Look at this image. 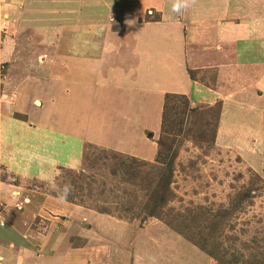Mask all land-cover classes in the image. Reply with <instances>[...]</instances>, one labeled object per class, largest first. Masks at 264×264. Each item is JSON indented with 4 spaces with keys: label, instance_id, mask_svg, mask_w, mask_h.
I'll return each mask as SVG.
<instances>
[{
    "label": "rangeland",
    "instance_id": "rangeland-1",
    "mask_svg": "<svg viewBox=\"0 0 264 264\" xmlns=\"http://www.w3.org/2000/svg\"><path fill=\"white\" fill-rule=\"evenodd\" d=\"M248 1L197 0L193 7L220 21L219 10L227 7L239 15L246 12ZM36 2L30 0L28 6ZM171 2L41 0L33 27L27 20L22 23L24 3L0 12V264H59L66 253L81 260L79 264H150L151 257L158 264H264V93H259L264 79L256 81L262 69L242 72L241 63L225 65L218 80L213 69L205 68L197 78L203 90H213V98L168 97L161 115L156 113L145 131L139 132L137 123L134 130L130 103L121 104L125 116L117 114L115 101L127 96L121 87L129 85V70L139 83L170 79L177 70L165 74L162 65L169 58L166 50L175 52L179 44L168 41L163 50L165 46L153 42L156 38L176 29L172 35L198 43L206 31L198 39L189 35V18L196 19L195 12L190 16L191 7L173 13ZM182 16L188 18L183 20L187 37ZM163 20L161 26H142ZM259 20L264 27V16ZM247 21L249 32L242 24L225 22L209 31L222 28L220 33L238 44L245 34L257 32ZM69 37L76 40L71 45ZM84 46L93 49L88 53L92 58L101 53L104 61L99 62L111 70L71 74L68 53ZM258 46L242 41L244 58L257 57ZM223 48L231 51L233 44ZM73 79L95 86L87 90L88 97H79L75 118L68 92L80 86ZM139 98L145 105L147 98ZM94 102H101L105 114L94 115ZM57 118L61 121L51 125ZM58 127L96 135L101 147L82 136L58 139L55 134L60 133L53 131ZM147 143L153 146L146 148ZM132 149L151 150L150 158L143 160ZM169 159L173 177L167 200L150 214ZM53 183L72 186L66 202L56 200ZM204 246L217 260L201 250ZM56 254V261L43 258Z\"/></svg>",
    "mask_w": 264,
    "mask_h": 264
},
{
    "label": "crops",
    "instance_id": "crops-1",
    "mask_svg": "<svg viewBox=\"0 0 264 264\" xmlns=\"http://www.w3.org/2000/svg\"><path fill=\"white\" fill-rule=\"evenodd\" d=\"M29 2H30V0H0V12L2 10H4L5 12H7V11L10 12V10H14V7H16V6L18 7L19 4L24 3V5L26 4V6L22 8V11L25 12L26 16L23 13H20L21 17H22V15H24L22 23L24 24L25 20H27L29 23H31L30 26L33 27V25L37 24L36 21H38V17H39L38 14H41V12L37 13L39 11L38 5L41 4V0H37L36 6H28ZM49 2H50V4H53V3H56L57 0H53V1L49 0ZM226 2L227 1H225V5L227 4ZM259 3H261V5H258ZM246 5H247L246 12L239 14V15H238L239 10H236L238 12H236V11L233 12V11H230V9L227 7L222 9V12H220V10H219L217 13L219 15H221L220 21H215L210 16V13L208 11H205V13H203L204 12L203 10H202V12H200L195 7H192L190 16L191 15L193 16L194 15L193 13L195 12L194 16H196V19L195 18H192V19L189 18V23L193 27L191 29L192 32L189 35H191L192 37H193V35H195L198 39L200 37L199 35L202 34V30L204 31V29H206L203 37L201 39L199 38L198 43H197V41H191V40H189V43H187L186 42L187 40H185L183 38V36L181 37V35L180 36L174 35L177 32L175 31L176 29H173L172 32L173 33L175 32L173 34L174 40H172L173 35H172L171 30H169V32H170L169 36L170 37L168 36V33H165L164 37L162 35L159 38H156L153 42L154 43L156 42L163 47L165 46L166 42H168V41H170L171 43H173V41L174 42L176 41L179 44V48L175 52L173 50H166L165 56H169V58L162 65V69H163L165 74H169L172 71L173 67L177 68V70L175 72H174L175 69L173 70V73H172L173 76H171L172 78H170V79L151 78V79H148V82H147V79H145V80H142L141 83H139L138 79L136 78V75L134 78V72L130 68L132 71L129 70V72H131V75H130L131 79H130L129 85L121 87V89H126V92H127L126 95L127 96L126 97L124 96L122 99L118 98V99H120L121 102L115 101V108L118 111V112L116 111L117 114L122 112L123 115L125 116L126 112H125V110H123V111L121 110V109H123V107H121V104L124 105V104L130 103V106H133L132 107L133 111L129 112L128 117H129V119L130 118L134 119V121H133L134 130L137 129L136 128V123H137L138 124L137 125L138 131H139V128L141 130L145 131V129L150 128L153 119H155V116H156L155 114L157 113V117H159V115H161L162 105L165 102L166 98H168V97L183 96L186 98H188V97L194 98L196 101H198V100L205 101V100H207V98H209L211 100V98H213V95H212L214 93L213 90H209L212 92L207 93L206 90H203V88L200 85V82L197 78V75L201 74L202 70H204L205 68L213 69L216 72L215 75L217 74V76H215V77H217L218 80H219L220 73H222V71L220 69L222 68V66H225V65L232 67L236 63H241L242 64V67H241L242 72H243V70H247V68H255L257 70L262 69L261 70L262 73L257 76V78H259V80H256V81H259V84H260L262 79H264V51L262 54L260 53L261 48H264V30H263L264 27L261 25V22L263 20H259V18H262L264 16V13H263L264 12V9H263L264 8L263 7L264 0H250L247 2ZM66 11H68V9H66ZM184 14L185 13H183V15ZM4 16H6V14H4ZM222 16L224 17L223 19H222ZM183 17H185V16H182L180 24L182 25V27L184 29L183 31L185 33L187 29L185 26L186 24H184L183 20H187L188 18L185 17L183 19ZM247 20H250L253 23V24H251L250 29H254V30L256 29L257 32L254 33V31H253V32H251V34L250 33L245 34L244 39L241 41H238L239 45L237 44V42L236 43L230 42V39L228 36L224 37V35L220 33V32H222V28H220L217 31H209V27H213L216 25L215 28H219V26H221L222 23L225 22L227 24L231 23V25H234V26H241V24H242V26L244 27L243 31L249 32L250 30L249 31L247 30V26H248V23H250V22ZM258 21L259 22L261 21L260 25L255 24V22H258ZM167 22H168V20H167ZM164 23H165V21L163 20V21L154 22V23L149 22L147 24H142V26H144V25L150 26V27L151 26H161V24H164ZM169 23L171 24V22H169ZM201 23L203 25H205L206 23H209V24H207L206 27H202L199 29L200 25L202 26ZM180 24H178V25H180ZM194 24H197V28L195 26H193ZM243 24H245V25H243ZM88 25H91V24H88ZM76 26H78V23L73 25V27H75V28H76ZM56 28H58V27H56ZM67 28L71 31L73 30V28H70V27H67ZM90 28H92V27H90ZM27 29H28V27H27ZM81 29L85 30L86 26L82 27ZM259 29H260V31H259ZM28 30H33V29H28ZM56 30L54 31V33L56 32ZM71 31H69V32H71ZM75 31H76V29H75ZM180 31H181V29H180ZM185 35L187 37L186 33H185ZM1 36H2V34L0 33V37ZM222 38H224V40L219 42L218 39H222ZM41 39H44V38H41ZM68 39H69L70 45H71V43H74L76 41L73 39L70 40V37ZM91 39L96 40L95 37H92ZM119 39H123V38L119 37ZM156 40H158V42ZM242 41H248L249 44H253V45L258 43L259 46L256 48L254 47L257 51L258 56L255 58L245 59L244 58V51L241 47ZM41 42H43V41H41ZM225 43H232L233 44V48L231 51H229V50L225 51V49L223 48V47H225ZM206 45H208V47H206ZM80 48L81 47L75 48L78 50L77 51L78 53L75 51H74L73 55L71 54V52L68 53L67 57L70 61V63H68V67H69V70H71V74H75L77 76H80L79 74H81V73L85 74L86 73L88 75H91L92 73L96 72V70H102L103 68L105 69L106 73H107L108 69L111 70V67L108 63L103 65L102 63L99 62L100 59L103 60V58H104L101 56V53L99 55H97L96 59H95V57L92 58L93 55H91V54H89L91 57L87 58L85 56L88 55V53L90 51L92 52L93 49L92 48L90 49L89 47L84 46V50L82 51L83 48L81 50H79ZM54 49L55 48H53V50ZM165 49H166V46L163 48V50H165ZM3 51H4V49H3ZM79 51H81V52H79ZM160 51L161 50L159 48L157 54ZM239 51L242 52L241 57H240ZM177 52H179V58L176 56ZM81 53H83L84 57L80 56ZM181 53H182V55H181ZM8 54H11V53H8ZM160 55H161V53H160ZM81 57H83V59H81ZM257 58H258V60H255ZM253 60H254V62H253ZM236 65H238V64H236ZM213 66H215V67H213ZM121 72H124V71L121 70ZM124 78L125 77L123 76L121 78V80H123ZM236 78H237L236 79L237 82H239L238 79L240 78V76L238 74H237ZM74 80L75 79L72 80L73 85H79L80 87H78L76 90H72V91L68 92V96H69L70 104L72 107L70 113H72L74 118H75V115H78L80 112V109H81V108H79V106L81 105L82 101L78 102V101H80L79 97H88L90 95V93H89L90 89H93L95 86L92 87L90 85L91 88L85 87L84 84L76 83V81H74ZM242 82H243V80H242ZM72 83H71V85H72ZM82 87H84V88H82ZM87 90H89V91H87ZM249 90L250 89H248L247 91H249ZM48 91H52V90L49 89ZM261 91L262 92H259V93L263 94L264 90L261 89ZM42 93H43L42 97H46V93L45 92H42ZM142 96H145L148 99V100L146 99L147 102H145L146 104L143 106L141 105V101H142V103H144L145 100H143V98H139ZM237 98L238 97H236L235 99H237ZM240 100H242V99L238 98V101H240ZM51 102H53V101H51ZM159 102H160V104H159ZM47 103H49L48 100H47ZM47 103L45 102V104H47ZM37 105H39V104H37ZM94 105H95L94 115H96V114L98 115L99 113L102 115L105 114L104 110H101L99 108V106L102 105L101 102H99V106H98L97 102L96 103L94 102ZM156 110H158V111H156ZM150 111H151V113H150ZM62 118H64V117H62ZM117 119H118V117H116V116L112 119V122L114 125L116 124ZM44 120H46V118L44 119V117H42L41 121H44ZM59 120L60 119L57 118V119H55L54 122L53 121H49V122L51 125H53L54 123L56 125L57 123H59ZM44 122H46V121H44ZM44 122H42V123H44ZM150 122H151V124H150ZM129 124H130V122H129ZM78 127H79L78 129H80V126H78ZM101 130H102V128H101ZM141 130L139 132H141ZM53 131H56V132L58 131L57 133H60V134H55V136H57L58 139H60L61 137H65V138H69V139H73V138L78 139L80 136H82L84 138L90 139L89 142H87L88 144H94V145L100 146L99 144L101 143L96 139L97 136L94 135V134H98V132H97L98 130L96 132L94 130L91 131L92 134L96 138L94 136H88L87 133H89V132H87V131L83 132V134H82V132L77 133L76 131L74 132L71 129L65 130V129H63V127H61V128L58 127V130H53ZM123 133L125 135V138H128L130 136L126 132H123ZM145 145L144 146L146 148L153 146V145H149V143H147ZM131 152L135 153L134 155H136V156L137 155L143 156V160L144 159L147 160L148 157L150 158V156H148V155H149V153H151V150H148L146 152L141 150V152H140V150H133L132 149ZM72 155L73 154H71V156ZM85 250H86V248L83 250H79V252L80 251L85 252ZM66 254L62 255V258L60 260L56 259V257H58L57 254L53 255V256L52 255L46 256L43 258L54 259L55 261L57 260V262L59 264H76L75 261H78V264H79V262H82L81 260L73 259V257L71 255H69V254L66 255ZM68 260H70V261L67 262ZM35 262H37V261H35Z\"/></svg>",
    "mask_w": 264,
    "mask_h": 264
},
{
    "label": "trees",
    "instance_id": "trees-1",
    "mask_svg": "<svg viewBox=\"0 0 264 264\" xmlns=\"http://www.w3.org/2000/svg\"><path fill=\"white\" fill-rule=\"evenodd\" d=\"M172 161H173L172 159H169L166 163L163 164V169L161 171V175L159 178V184L155 191L156 199L153 202L152 209H150V212H151L150 214H153V212L156 211V209L162 207L167 200L168 188L170 186V182L173 177L172 176L173 175ZM239 197L242 198L240 194H239ZM202 248L204 249H201V250L206 252L209 257L217 260V256H215L217 254L213 253L211 250H208L205 246ZM218 260H219V257H218Z\"/></svg>",
    "mask_w": 264,
    "mask_h": 264
},
{
    "label": "clouds",
    "instance_id": "clouds-1",
    "mask_svg": "<svg viewBox=\"0 0 264 264\" xmlns=\"http://www.w3.org/2000/svg\"><path fill=\"white\" fill-rule=\"evenodd\" d=\"M197 3V0H172L171 11L173 13H181L182 10L193 7ZM52 191L57 193L56 200L59 203H64L67 201V197L71 195L73 189L70 184H65L62 188L53 183L51 185ZM150 264H158L155 257L150 258Z\"/></svg>",
    "mask_w": 264,
    "mask_h": 264
}]
</instances>
